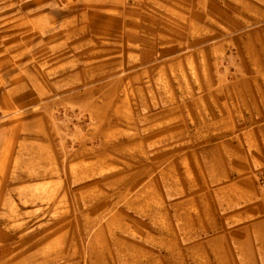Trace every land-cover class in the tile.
<instances>
[{
	"label": "rangeland",
	"instance_id": "374dc122",
	"mask_svg": "<svg viewBox=\"0 0 264 264\" xmlns=\"http://www.w3.org/2000/svg\"><path fill=\"white\" fill-rule=\"evenodd\" d=\"M246 1L0 0V264L192 259L179 153L264 118Z\"/></svg>",
	"mask_w": 264,
	"mask_h": 264
},
{
	"label": "crops",
	"instance_id": "0c3cea01",
	"mask_svg": "<svg viewBox=\"0 0 264 264\" xmlns=\"http://www.w3.org/2000/svg\"><path fill=\"white\" fill-rule=\"evenodd\" d=\"M226 120L231 132L221 144L179 153V189L188 197L179 203H192L193 220L207 218L202 232L209 236L192 244V259L179 264H264V118ZM193 225L191 233L199 234ZM142 262L167 264L162 258Z\"/></svg>",
	"mask_w": 264,
	"mask_h": 264
}]
</instances>
